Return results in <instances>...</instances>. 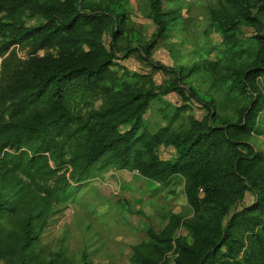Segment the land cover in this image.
I'll return each instance as SVG.
<instances>
[{
	"label": "trees",
	"instance_id": "1",
	"mask_svg": "<svg viewBox=\"0 0 264 264\" xmlns=\"http://www.w3.org/2000/svg\"><path fill=\"white\" fill-rule=\"evenodd\" d=\"M146 3L154 32L131 46L123 0H0V264H77L41 235L76 185L110 170L160 186L179 177L190 208L148 227L128 264H264V0H217L218 45L174 66L152 55L180 4ZM134 53L150 72L120 63ZM196 75L203 92L189 84ZM169 93L181 104L150 132L144 115ZM191 100L206 114L180 123Z\"/></svg>",
	"mask_w": 264,
	"mask_h": 264
},
{
	"label": "rangeland",
	"instance_id": "2",
	"mask_svg": "<svg viewBox=\"0 0 264 264\" xmlns=\"http://www.w3.org/2000/svg\"><path fill=\"white\" fill-rule=\"evenodd\" d=\"M123 1L129 13L130 45L148 41L155 27L147 16L146 0ZM178 2L182 19L165 38L157 40L152 55L153 60L168 66L189 65L199 58L205 59L202 52L217 46L220 41L208 18V10L216 5L217 0ZM215 52L212 49L207 57L213 59ZM119 61L130 72H150V67L136 53ZM153 78L159 84L164 83L168 76L155 72ZM188 81L202 92L207 85L200 75ZM179 104L181 99L175 93L156 98L144 115V127L154 132L166 123L165 114L169 115ZM189 105L190 109L184 113V120L180 123L186 122L189 115L201 119L206 114L199 103L191 100ZM255 144L264 149V138H259ZM159 155L162 159H169L174 156V150L171 147L160 148ZM71 191L74 199L56 207L41 235V244L48 251L60 250L77 264L81 263L84 252L88 264H128L131 247L145 239L148 227L160 229L163 214H190L179 177L160 186L139 177L136 172L110 170L99 178L76 185ZM251 200L252 196L248 194L245 202ZM179 233L185 234L182 230Z\"/></svg>",
	"mask_w": 264,
	"mask_h": 264
},
{
	"label": "built area",
	"instance_id": "3",
	"mask_svg": "<svg viewBox=\"0 0 264 264\" xmlns=\"http://www.w3.org/2000/svg\"><path fill=\"white\" fill-rule=\"evenodd\" d=\"M11 48H13V47H11ZM15 49H16V52L18 53L19 56L24 57V55H25L24 52L19 51V50H18V46H15ZM39 53H42V51H40ZM6 55H7V52H6L5 54H1V53H0V65H1V61H2V59H3Z\"/></svg>",
	"mask_w": 264,
	"mask_h": 264
}]
</instances>
